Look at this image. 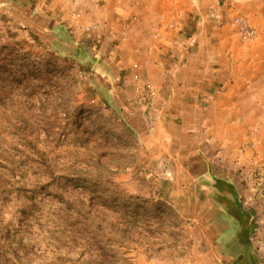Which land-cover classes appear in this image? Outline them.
<instances>
[{"label":"rangeland","instance_id":"1","mask_svg":"<svg viewBox=\"0 0 264 264\" xmlns=\"http://www.w3.org/2000/svg\"><path fill=\"white\" fill-rule=\"evenodd\" d=\"M232 2L214 7L219 18L228 13L236 28L245 18L255 30L249 42L264 35ZM1 19L0 264H239L219 240L216 177L236 186L264 264V97L252 100L262 110L260 118L250 110L246 144L214 146L210 163L152 155L141 134L159 121L162 91L135 61L121 69L135 89L123 77L109 81L107 68L125 58L120 39L101 51L103 34L82 35L65 54L36 22Z\"/></svg>","mask_w":264,"mask_h":264},{"label":"crops","instance_id":"2","mask_svg":"<svg viewBox=\"0 0 264 264\" xmlns=\"http://www.w3.org/2000/svg\"><path fill=\"white\" fill-rule=\"evenodd\" d=\"M30 1L32 4L20 5L14 0H0V22L3 17L6 21L17 18L14 22L22 26L36 22L42 31L62 25L75 39L85 35L89 40L82 25L99 21L101 51L113 50L112 38L121 41L115 49L125 58L122 65L113 68L116 81L123 77L124 84L134 86V80L126 79L130 70L123 76L121 69H132L135 61L161 89L164 101L159 96L157 102L164 107L159 121L155 129L141 134L155 147L150 154L176 160L187 156L184 162L201 165L210 163L209 151L214 146H230L231 140L246 144L250 139L248 116L262 110L252 100L264 97V93L259 94L264 85V35L243 41L230 15L219 18L221 10H214L221 0H101L99 4L94 0ZM255 1L233 0L232 4L251 23L263 24L260 27L264 32V12L259 11L263 0ZM229 8L228 12L233 10ZM76 9L81 13V23L73 15ZM172 22L174 27H168ZM184 32L192 33L186 42L182 40ZM156 33L161 36L158 45ZM106 76L109 81L114 79L109 71ZM130 124L138 129V120Z\"/></svg>","mask_w":264,"mask_h":264},{"label":"trees","instance_id":"3","mask_svg":"<svg viewBox=\"0 0 264 264\" xmlns=\"http://www.w3.org/2000/svg\"><path fill=\"white\" fill-rule=\"evenodd\" d=\"M14 1L20 5L32 4L30 0ZM48 30V33H50L55 40L54 47L56 50L66 54L70 48L73 49L74 47H77L76 49H79V43L75 40L74 36L66 28H64V26L51 25ZM187 38V36H184V38H182L183 42H186ZM4 48L7 49V47ZM107 69L110 76L113 77V71H110L109 68ZM103 100L109 104L108 98H103ZM213 187L214 201L220 206L219 211L217 212L218 219L225 224L221 229L219 237L223 251L230 254L234 260L239 262V264H259V261L253 253L250 238L252 215L240 199L236 186L234 183L227 180V178L216 177ZM232 226L237 228V232L232 240H228V230ZM235 244H239L240 249L236 250Z\"/></svg>","mask_w":264,"mask_h":264},{"label":"built area","instance_id":"4","mask_svg":"<svg viewBox=\"0 0 264 264\" xmlns=\"http://www.w3.org/2000/svg\"><path fill=\"white\" fill-rule=\"evenodd\" d=\"M97 4L101 2V0H94ZM74 16H76V19L80 22L81 21V13H74ZM81 23V22H80ZM235 25H237V28L239 30V33L242 36V39L244 41H249L255 36V30L249 25L247 20L241 16L236 17V20L234 22ZM101 27V23L99 21H94V22H89L88 24L82 25L83 31L86 32L87 34H93L95 32H99ZM168 27H174L173 23H170ZM126 33L124 32L123 36H125ZM155 40L157 45L161 41V36L160 34L156 33L155 34ZM156 45V46H157ZM149 92H151V95L153 93L152 86L149 84L148 85ZM149 98V97H147Z\"/></svg>","mask_w":264,"mask_h":264}]
</instances>
